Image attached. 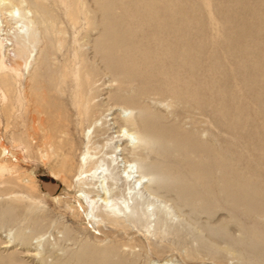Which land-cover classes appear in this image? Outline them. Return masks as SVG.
<instances>
[{
	"label": "rangeland",
	"instance_id": "rangeland-1",
	"mask_svg": "<svg viewBox=\"0 0 264 264\" xmlns=\"http://www.w3.org/2000/svg\"><path fill=\"white\" fill-rule=\"evenodd\" d=\"M263 103L264 0H0V216L12 203L42 227L28 247L0 226V255L86 264L89 246L110 264H264ZM140 109L195 150L128 149L127 172L138 161L145 180L188 173L146 183L137 204L125 185L133 212L120 224L92 218L78 197L92 168L83 159L132 147L119 131L144 133L127 122ZM179 186L195 193L190 203ZM74 251L75 263L59 261Z\"/></svg>",
	"mask_w": 264,
	"mask_h": 264
},
{
	"label": "bare ground",
	"instance_id": "bare-ground-1",
	"mask_svg": "<svg viewBox=\"0 0 264 264\" xmlns=\"http://www.w3.org/2000/svg\"><path fill=\"white\" fill-rule=\"evenodd\" d=\"M141 1V0H140ZM158 1V0H157ZM164 1V0H163ZM236 1V0H235ZM167 2V1H166ZM171 2V1H170ZM142 4V3H141ZM151 6V4H150ZM155 9H153L154 11ZM161 11H165V10H161ZM167 11V10H166ZM158 12V11H157ZM156 12V13H157ZM160 12V11H159ZM11 21L17 26L16 28H20V29H24V28H27L25 27L26 26V22L24 21L23 18H17L15 15H13V12L11 13ZM158 14V13H157ZM162 15V14H161ZM245 15V14H244ZM246 16V15H245ZM244 17V16H243ZM165 20V19H164ZM167 21V20H166ZM9 22V21H8ZM5 23V22H4ZM165 23V22H164ZM168 23V22H166ZM170 23H168V26ZM4 25V24H3ZM161 25V24H160ZM164 27H166L167 24H163ZM2 26V25H1ZM15 27V26H14ZM158 32L163 28V26L158 27ZM169 28V27H168ZM171 28V27H170ZM125 29V28H124ZM155 30V29H154ZM157 30V29H156ZM155 30V31H156ZM164 31V28L162 29ZM162 31V32H163ZM166 31V29H165ZM164 31V32H165ZM146 32V31H144ZM152 32H154L152 30ZM161 32V31H160ZM163 32V33H164ZM17 33V32H16ZM15 33V34H16ZM22 33V32H20ZM151 33V32H149ZM24 34V33H23ZM154 34V33H151V35ZM17 35V34H16ZM145 35V34H144ZM147 35V34H146ZM149 36V35H148ZM186 37V36H185ZM189 37V36H188ZM190 38V37H189ZM20 39V38H19ZM11 40V39H10ZM16 43H17V40H15ZM19 41V40H18ZM6 42V41H4ZM2 42V43H4ZM19 43V42H18ZM12 44V42H11ZM5 45H7L5 43ZM10 44H8L7 46H9ZM15 45V44H12V46ZM16 46V45H15ZM14 47V46H13ZM21 49V48H20ZM129 50V49H128ZM131 50V49H130ZM25 51V50H24ZM19 52V51H17ZM128 52V51H127ZM23 54V53H22ZM130 54V53H129ZM20 56V55H19ZM137 57V56H136ZM135 57V58H136ZM120 60V59H119ZM122 60V59H121ZM117 62V61H116ZM134 62V61H133ZM159 62V61H158ZM12 63V62H11ZM119 63V62H117ZM116 63V64H117ZM125 63V62H124ZM129 63V62H126L125 65ZM165 63V62H164ZM113 64V63H112ZM161 65V64H160ZM169 65V63H168ZM113 66V65H112ZM115 66H118V65H115ZM148 67V66H147ZM162 67V66H161ZM127 68V66H126ZM129 69H131V61H130V66H128ZM163 68V67H162ZM145 69V68H144ZM164 69H167L165 68L164 66ZM16 70V69H15ZM133 70V69H132ZM135 70V69H134ZM138 70V69H137ZM136 70V71H137ZM132 71H129L128 70V73H130ZM116 74V73H115ZM124 74H127V73H124ZM119 75V74H118ZM117 76V75H116ZM120 76V75H119ZM125 76V75H124ZM122 77V76H120ZM258 77V76H257ZM127 78V76H126ZM125 78V79H126ZM152 78V77H151ZM163 83V82H162ZM161 87V86H160ZM144 88V87H143ZM163 88V87H162ZM178 88V87H177ZM146 89V88H145ZM148 89V88H147ZM146 89V90H147ZM170 89V88H169ZM174 88H172L173 90ZM150 90V89H149ZM171 90V89H170ZM175 90V89H174ZM159 91V90H158ZM162 91V90H161ZM160 91V92H161ZM156 92V90H155ZM170 92V91H169ZM174 93H176V91H174ZM173 93V96H176L174 95ZM172 94V92H171ZM220 95V94H219ZM178 96V94H177ZM260 96V95H259ZM176 98V97H174ZM178 98H182V97H179ZM177 98V101L179 100ZM176 100V99H175ZM262 101V100H261ZM218 103V102H217ZM264 104V103H263ZM122 105V104H121ZM139 107V106H138ZM142 109V108H141ZM140 109V111H141ZM137 110V109H136ZM139 110V108H138ZM144 111V109H142ZM231 110V109H230ZM141 111V112H143ZM138 113L137 111V115L136 116H133V117H130L127 119V122L128 123H132V122H135V121H138V120H141L140 122L144 124V128H143V134L142 135H131V134H123L122 131H119V138L120 140L119 141H125L128 145H132V147H122L121 144H117L115 145L113 148H110V150H112V154L110 156H106V154H104L101 158H99L98 160L94 161L93 158H90V159H83V164L84 165H89L91 168V170H89V176H87V180L85 181H82L80 185H82V187H80V191H79V196L81 199H85L87 200V203L91 206V209H90V214L92 215V218H97V217H101L102 221L103 222H107V223H114V224H120V220L119 219H124V216H126L127 214L130 215L132 214L133 212V208L130 206V202L129 201H125V193H126V190H129V191H135L136 194H135V200H136V204H137V201L138 199L141 197L140 196V193H141V190L144 187V185L146 183H152V182H155V181H163V183H167V182H172V183H175L174 180H175V177L178 176V171L179 173H182L180 172V168H179V165L175 166V170H176V167L179 168V170H176V176L173 177L174 175H171L170 173L166 172L164 169H161V170H164L163 172L161 170L158 169L157 167V171L156 172H151L149 173V177L147 180H145V177L143 176V165L141 163H139L138 161L135 162V169H136V175L134 177H132V173L134 172H127V167H129V165L127 166L126 164L128 163L127 162V157H126V151L128 149H130V152L131 154L132 153H135L137 151V149H139V146H143L144 144H151L153 143V145L155 144L157 147H159V149H161L163 152L165 153H169V152H172V150H185L187 152H190V150H195L193 148V143H190L191 139L190 138H187V139H184V137H189V136H184V137H181V136H174L173 137V132L170 133V130H169V133L164 129H161L162 127H160L158 124L159 122L157 123V119H155L156 121L153 120L152 122V118H149L147 117L148 115H145L146 113ZM228 113V112H227ZM131 114V115H133ZM214 115V114H213ZM146 117V118H145ZM151 117V116H150ZM218 117V116H217ZM151 121H149V119ZM156 118V117H155ZM166 120V119H165ZM174 122V121H172ZM138 124V123H137ZM134 125V124H133ZM140 125V124H139ZM130 126V125H129ZM174 126V125H173ZM143 127V126H142ZM168 128V127H167ZM166 128V129H167ZM188 132V131H187ZM176 133V132H174ZM182 133V132H181ZM171 134V135H170ZM175 135V134H174ZM177 135V134H176ZM188 135V133H187ZM183 136V135H182ZM189 140V141H188ZM199 143V142H197ZM196 143V144H197ZM200 144V143H199ZM152 145V144H151ZM201 145V144H200ZM203 146V145H202ZM110 147V146H109ZM108 147V148H109ZM151 147V146H150ZM149 147V148H150ZM204 147V146H203ZM206 147V146H205ZM231 148V147H230ZM153 150V149H152ZM160 150V152H161ZM181 150V151H182ZM207 150V149H206ZM129 151V150H128ZM209 151V150H208ZM207 151V152H208ZM215 151V150H213ZM192 155H197V153L195 154V152H191ZM203 153V152H202ZM201 153V154H202ZM164 154V153H163ZM190 154V153H189ZM205 154V153H204ZM203 154V157L202 155H199L202 157V159L204 158V155ZM211 154V152H210ZM114 155V156H113ZM167 155V154H166ZM207 155V153H206ZM213 155V153L211 154ZM208 158H209V155H207ZM206 156V158H207ZM95 157V156H94ZM164 158V157H163ZM174 158V157H173ZM183 159V157H182ZM205 159V158H204ZM212 159V158H211ZM214 161H215V157L213 158ZM180 160V158H179ZM185 160V159H183ZM203 161V160H202ZM212 161V160H211ZM208 162V160L204 161L205 163L207 162V164L210 162ZM213 162V161H212ZM211 162V164H212ZM219 162V161H217ZM216 163V162H215ZM124 164V166H122ZM184 164V163H182ZM207 164H204L205 166ZM217 164V163H216ZM185 166V165H184ZM196 166V165H194ZM209 166V165H208ZM219 166H220V163H219ZM218 167V165H217ZM222 167V166H220ZM177 168V169H178ZM186 168L188 169V167L186 166ZM186 168H185V171L183 172L184 173H188L186 172ZM184 169V168H183ZM191 169V168H190ZM220 169V168H219ZM211 170V169H210ZM213 170V168H212ZM168 171V170H167ZM189 171V170H188ZM216 171H219V170H216ZM173 172V171H172ZM174 172V173H175ZM190 172V171H189ZM195 173L197 172V170L194 171ZM127 173V176L125 177L124 174ZM134 173V174H135ZM192 173V172H191ZM190 173V174H191ZM195 173L193 175H195ZM201 173V172H200ZM203 173V172H202ZM205 175L206 174H209L208 173H204ZM215 174V173H214ZM217 174V173H216ZM182 174L179 175V177H181ZM205 175H200V178H201V181L204 183V178ZM211 175V174H210ZM233 175V174H232ZM206 179L209 177V175H206ZM211 177V176H210ZM209 177V178H210ZM221 177V176H220ZM234 176H232L231 178L234 180L233 178ZM136 178L135 181H133V179ZM177 178V177H176ZM184 178V177H183ZM208 178V179H209ZM231 178H229L231 180ZM181 179V178H180ZM205 179V181H206ZM213 179V178H212ZM210 178V180H212ZM177 180V179H176ZM175 180V181H176ZM179 180V179H178ZM177 180V181H178ZM182 180V179H181ZM180 180V181H181ZM184 180V179H183ZM232 181V180H231ZM218 182V180H217ZM160 183V182H159ZM167 184H170V183H167ZM166 184V185H167ZM231 184V183H230ZM127 186L128 189L124 190V186ZM195 185V184H194ZM228 185V184H227ZM88 187L91 191L90 192H86L84 190V187ZM172 186V185H171ZM175 186V185H173ZM231 186V185H230ZM234 186V185H232ZM219 187V186H218ZM221 187V186H220ZM235 187V186H234ZM232 188V190L234 189V194H235V188ZM169 188V187H168ZM171 188V187H170ZM175 188V187H174ZM174 188L172 187V189L174 190ZM231 188V187H230ZM177 190H178V187H177ZM191 189L188 187H185V186H179V190H178V193H179V196L181 198H183V201L184 202H189L191 199L190 198H193L195 195L194 192L190 191ZM194 196H192V194ZM233 193H229L232 197V199L234 200V203H235V196ZM200 194V193H199ZM201 198V197H199ZM232 200V201H233ZM133 201V199H132ZM100 202V204H99ZM190 203V202H189ZM89 210V209H88ZM87 210V211H88ZM136 208H135V211L136 212ZM129 211V213H127ZM9 213V219H6L5 217V214L6 213ZM20 208H18L17 206H15L14 204L11 203V205L9 206V209L8 211H5V212H1V218H0V226H6V224H12L15 226V229H16V234L14 235V237H12L13 241L15 240H18L20 242V245L23 246H31L32 244V240H33V236L34 234L38 233V231L42 228L40 226V224L38 223L40 218L39 217H35L34 220H30V221H26L27 220V215L29 214L28 212H25L24 211V214H20ZM97 214V215H96ZM122 216V217H121ZM11 221V222H10ZM26 221V222H25ZM18 222L21 223L24 222L25 227L22 228ZM19 225V226H18ZM17 226V227H16ZM31 226V228H30ZM44 227V226H43ZM31 229V232H27L26 229ZM41 231V230H40ZM39 231V232H40ZM72 235V234H71ZM70 233L67 232L64 236V238H67L69 239L71 237ZM73 237H71L72 239ZM75 239V238H74ZM74 239H72L74 241ZM65 240V239H64ZM68 241H71V240H68ZM72 241V242H73ZM8 245V244H7ZM8 246H4L2 248H8ZM87 249H84L83 252L80 254V257L78 258V260H85L86 261V264L87 263H94V262H99L100 264H110L111 261H115V260H112L111 259V256L109 254H107V250L104 249L103 251L101 252H97L96 250H94V248H90L89 246H86ZM27 248V247H26ZM263 249V248H262ZM78 251V250H77ZM255 251H257L255 249ZM1 254V253H0ZM79 253H75L72 252V254H68L66 255L65 257L63 258H59V261H72V259L74 258V256H78ZM263 257V256H262ZM43 263H41L39 260H36V258H33L30 262V263H25L23 261H21V258L19 255H16V254H10V255H0V264H48L46 262L45 259H41ZM119 260V259H118ZM70 261V262H71ZM84 261V262H85ZM73 262V261H72ZM83 262V261H82ZM66 263H69V262H66ZM75 263V262H73ZM77 263V261H76ZM71 264V263H70Z\"/></svg>",
	"mask_w": 264,
	"mask_h": 264
}]
</instances>
